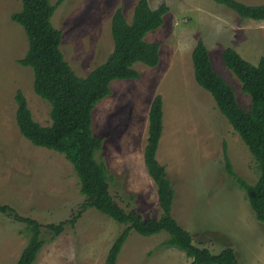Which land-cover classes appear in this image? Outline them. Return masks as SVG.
Instances as JSON below:
<instances>
[{
	"label": "rangeland",
	"instance_id": "1",
	"mask_svg": "<svg viewBox=\"0 0 264 264\" xmlns=\"http://www.w3.org/2000/svg\"><path fill=\"white\" fill-rule=\"evenodd\" d=\"M56 1L49 0L52 5ZM137 1L65 0L56 8L51 23L62 32L60 50L78 77L88 75L112 53L111 16L120 8L130 22ZM237 1L264 5V0ZM147 2L152 9L162 3L169 9L163 25L144 38L159 45L158 65L134 64L139 78L111 82L110 95L92 111L93 134L103 139L96 159L107 168L110 194L125 210L133 209L145 219L159 217L156 186L143 154L149 107L160 95L163 130L156 159L175 191L172 216L190 233L195 246L213 254L230 246L240 264H264V226L224 168L223 143L234 172L250 184L259 175L257 164L211 95L196 84L191 60L201 38L214 71L231 86L239 106L248 110L250 98L224 66L222 51L236 49L256 65L264 54V21L242 19L212 0ZM20 9L17 0H0V205L44 227L69 220L84 197L64 156L33 146L16 126L17 90L34 121L51 124L49 104L34 93L32 71L18 64L27 39L11 15ZM123 228L89 209L75 227L67 226L52 241L44 234L46 243L34 264H103ZM24 230L23 223L0 214V264L17 262L27 243ZM167 237L164 232L151 237L132 232L116 264H190L180 249L161 246Z\"/></svg>",
	"mask_w": 264,
	"mask_h": 264
},
{
	"label": "trees",
	"instance_id": "2",
	"mask_svg": "<svg viewBox=\"0 0 264 264\" xmlns=\"http://www.w3.org/2000/svg\"><path fill=\"white\" fill-rule=\"evenodd\" d=\"M17 1L21 3V9L11 15V20L23 29L27 39V50L18 64L32 71L34 93L49 104L51 124L42 126L34 121L23 93L17 90L14 95L16 126L20 135L33 146L64 156L78 179L84 202L69 220L44 227L35 220L21 217L11 207L0 205V214L25 225L27 243L15 264H34L46 243L44 234L52 241L67 226L75 227L77 220L89 209L124 227L111 244L103 264H116L132 232L142 237L166 233L168 237L161 246L180 249L191 259L190 264H240L230 246L217 254L195 246L190 233L172 216L175 191L165 168L156 159L163 130L164 113L160 95L153 98L149 107L143 154L147 173L156 186L159 217L145 219L135 210H125L117 205L109 191L107 168L96 159L103 139L93 134L92 111L97 103L110 95L111 82L139 78L134 64L142 63L148 67L158 65L159 45L148 43L144 38L147 33L163 25V15L168 13V7L162 3L152 9L147 0H138L130 22H127L120 8L115 10L110 27L112 53L88 75L78 77L60 50L62 32L54 28L50 19L65 0H57L53 5L49 0ZM212 1L242 19L264 21V5H246L237 0ZM191 60L196 84L211 95L216 108L257 164L259 175L250 184L234 172L226 144L223 143L224 168L244 192L255 219L264 226V54L253 65L230 47L222 51L224 66L240 82L241 92L250 98L248 110L239 106L231 86L214 71L201 38L192 50Z\"/></svg>",
	"mask_w": 264,
	"mask_h": 264
},
{
	"label": "crops",
	"instance_id": "3",
	"mask_svg": "<svg viewBox=\"0 0 264 264\" xmlns=\"http://www.w3.org/2000/svg\"><path fill=\"white\" fill-rule=\"evenodd\" d=\"M235 51H238V50H236V49H234ZM242 53H243V51H242ZM239 54V53H238Z\"/></svg>",
	"mask_w": 264,
	"mask_h": 264
}]
</instances>
